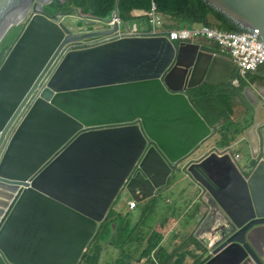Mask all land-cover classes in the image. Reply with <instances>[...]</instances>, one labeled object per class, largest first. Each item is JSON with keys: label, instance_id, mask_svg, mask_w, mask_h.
<instances>
[{"label": "water", "instance_id": "95a60500", "mask_svg": "<svg viewBox=\"0 0 264 264\" xmlns=\"http://www.w3.org/2000/svg\"><path fill=\"white\" fill-rule=\"evenodd\" d=\"M51 1L0 0V42L27 19L0 65V264H79L122 193L145 199L143 182L156 192L172 174H190L204 190L195 236L208 253L218 248L201 263L264 264V151L249 172L217 148L200 154L218 126L188 93L238 86L232 55L200 39L150 35L61 57L66 44L118 25L73 31L74 14H48ZM206 1L264 39V0ZM251 91L241 92L247 115ZM215 160L228 182L203 171Z\"/></svg>", "mask_w": 264, "mask_h": 264}, {"label": "trees", "instance_id": "16d2710c", "mask_svg": "<svg viewBox=\"0 0 264 264\" xmlns=\"http://www.w3.org/2000/svg\"><path fill=\"white\" fill-rule=\"evenodd\" d=\"M153 4L157 6L162 18L164 17L165 22L162 23V27L167 30L182 25L199 24H207L221 30L229 31H247L251 29L206 0H52L51 3L45 5V11L50 15L71 13L78 16H85L87 19L96 18L99 20H109L116 14L123 21L128 22L136 18V12L149 11ZM23 28L24 23L11 27L1 40L0 65L9 51L10 46L16 37L20 35ZM16 29H19V32L13 36V32ZM256 72L257 77L264 79V65L260 66ZM252 74L254 73L248 72L242 75L238 72L236 76V79L239 81L238 86L233 85L231 87L230 84H224L226 88L219 89V87L210 84H202L188 91L189 97L193 100V105L198 113L210 126H220L223 124L220 130L226 137L229 136L228 132L230 131V124L227 123L232 120L234 115L233 96L244 91V88L250 82L248 79ZM247 77L249 78L247 79ZM118 200H115L108 211L106 219L100 223L98 235L90 243L88 252L85 254L82 263L79 264H101V261H103V258L101 260V255H103L105 245L110 244V246H113L116 233L111 235L112 241L108 242L105 236L107 225L114 223L117 225V222L128 215H122L114 208ZM150 209H152L151 206H146L140 217L139 224L144 222L143 218ZM127 235L123 246L127 243H133L131 232ZM148 249L143 250L138 264H147L148 261L145 260L144 256L151 254V252L156 250V247L148 246ZM187 249L188 245L183 244L175 248L172 254L165 255V253L156 252L154 259L151 260V264H187L184 262L187 256ZM124 252L121 253L120 257L113 259L110 264H132L131 261L125 260Z\"/></svg>", "mask_w": 264, "mask_h": 264}, {"label": "crops", "instance_id": "0c3cea01", "mask_svg": "<svg viewBox=\"0 0 264 264\" xmlns=\"http://www.w3.org/2000/svg\"><path fill=\"white\" fill-rule=\"evenodd\" d=\"M141 12H136L135 15H140ZM205 43H211L213 45L219 46L214 41L200 38ZM249 77H247L248 79ZM248 85L252 88L253 91H251V96L253 100L252 105V111L250 115H247L243 110V100H246L247 98L241 94H236L233 96V106H234V115L230 122L227 124H230V131L228 132V137L224 136L223 132L220 130L221 126H218V132L216 135L212 138V140H209L205 146L203 147V151L200 152V154H205L208 152V150L212 148H217L218 152L221 154H229L231 159L233 160L234 164L238 167V169H241L244 172H249V170L255 166V162L262 158V153L264 151V101H263V95H264V79L262 77H257V72H254L252 76L248 79ZM217 87V86H215ZM244 115V116H243ZM242 144H245L244 151H238L240 146ZM207 149V150H206ZM224 163H221L220 167H217L215 163H212L203 169L205 174L208 177H215L218 178L220 183H223L227 180L228 176L222 174L224 172V169L222 168ZM188 174H184L179 181L169 183L168 177L166 178V183L161 186L160 188H156V192L154 191V188L152 184L148 182H143V194H148L150 197H147L145 199H141L142 197L140 195L131 197L127 193H122L120 197L118 198L117 204L114 206L116 209V206L121 201V197L123 195H128L130 198L127 200V205L129 207L128 202L131 199L137 200V207L135 209H129L131 210H138L135 218L133 219L132 226L136 227L140 221V217L143 214L146 206H151L152 209L150 211L153 213V210L155 207L156 212H161L164 208H166L168 205L172 207L175 211V213H178L177 206L179 205L184 212H188L187 209L189 206H191L192 202L195 200L196 205L191 210V213L194 218L191 219H185L184 223L181 224L180 216L178 213V217L174 213H169L166 220L156 225V227H151L149 233L144 236L139 242L138 247L134 246L133 253L136 254V258L134 260H140L141 257L137 254L141 253L143 251L144 243L145 245H148L150 242H155L157 244V247L159 249V252L163 248L168 247V249H172V251H168V254H172L175 251L174 246L178 244V247L187 244V256L184 260L187 264H199L200 261H204L209 254H212L213 252L206 251L203 247L199 248L197 245L198 238H195V230L196 227L199 228L200 221L203 218V215L205 213L206 207L203 202L200 201V193L204 192V190H201L197 184L191 179V175L187 177ZM185 177H187V185H193L194 182V190H191L193 194H196L195 198L191 201H187L185 199V196L190 192L188 186L183 188L182 190H179V194L183 192L182 195L179 197V203L178 205L175 204V202H170V197H172L173 192V186L174 184L180 182ZM228 182V180H227ZM262 183V182H260ZM166 185V187H165ZM162 191L160 190L161 188ZM193 187V186H192ZM187 188V189H186ZM153 191L155 194H153ZM159 193L161 194H168L166 198V203L159 200ZM259 193L264 195V187L259 189ZM192 194V195H193ZM136 195V193H135ZM157 196V197H156ZM156 197V198H154ZM162 199V197H161ZM173 199V197H172ZM175 201V200H174ZM197 208V211L194 210ZM162 225V226H160ZM178 225L181 227V230H183V233H179V235L172 236L168 232L170 230H173V228H176ZM156 235V236H155ZM163 245V247H162ZM170 246V247H169ZM258 249L263 254L262 261L264 263V242H260L258 244ZM112 251H118V248L113 245L111 246ZM166 255V254H165ZM105 258V257H104ZM105 261V260H104ZM102 264V263H101ZM253 264V263H251Z\"/></svg>", "mask_w": 264, "mask_h": 264}, {"label": "built area", "instance_id": "2783aa9c", "mask_svg": "<svg viewBox=\"0 0 264 264\" xmlns=\"http://www.w3.org/2000/svg\"><path fill=\"white\" fill-rule=\"evenodd\" d=\"M141 19H146L152 27L149 29H137L130 27L127 22L123 21L118 15L114 14L109 20L93 19V23L99 22L95 29L111 30L117 24L118 28L109 35H105L102 40L90 44H66L63 48L61 57L66 53L79 50L82 47H90L98 45L110 40L120 39L123 37L150 36V35H166L170 41H188L205 38L214 41L219 45L221 50L227 51L232 55L233 62L238 68V72L242 75L248 72H256L260 66L264 65V39L260 35L258 28H251L247 31H229L221 30L207 24L199 25H182L177 28L167 30L162 27L165 22L157 6L153 4L149 11L135 15ZM91 23V24H93ZM43 87L41 86V90ZM264 101V96H263ZM129 207L134 209L137 207V200L131 199Z\"/></svg>", "mask_w": 264, "mask_h": 264}, {"label": "rangeland", "instance_id": "374dc122", "mask_svg": "<svg viewBox=\"0 0 264 264\" xmlns=\"http://www.w3.org/2000/svg\"><path fill=\"white\" fill-rule=\"evenodd\" d=\"M28 16H27V18H28ZM26 20L27 19H25L24 21L26 22ZM24 21L22 22V24L25 23ZM79 21H80L79 23L82 25H87L89 28L93 27V25H88L91 23L86 19H79ZM96 24H99V22H96ZM127 24L130 27L137 28V29H141V28L142 29H149L150 27H152L148 24L146 19H141L140 17H136V18L131 19L130 21L127 22ZM17 32H19V29H16L13 32V36L16 35ZM244 148H245V144H242L238 151H244ZM215 161H216V166L220 167L219 166L220 161H218V160H215ZM174 180H175L174 174L169 175L168 182L172 183V182H174ZM177 181H179V179L175 180V182H177ZM186 186H188V188H191V189H189L190 192L185 196V199L189 202L195 198L196 194H193L191 192V190H194V188H195L194 182H193V185H187V177H185L180 182L174 184L173 192H172L173 199H172V197L168 196L167 193L164 195L162 193L161 194L159 193L158 199L163 201L164 203H166V198L170 197V202H173V203L175 202V204L178 205L179 197H180V195L183 194V192L180 193L179 197H178V192H179V190H182ZM165 187H166V185H165ZM162 189H164V188L162 187L160 190L162 191ZM156 197H154V198H156ZM161 197H162V199H161ZM121 198H122L121 201L116 206V210L118 212H120L122 215H126V214H128V215L124 216L122 220L117 222V225H116V223L108 224L107 228H106V234H105L107 241L111 242L112 241L111 235L113 233H116V239L113 242L114 243L113 245H115L118 248V251H115V250L112 251L110 244H106L104 251H103V255H101V260L103 258V261L100 260L102 264H110L113 259L120 257L121 253L124 252V249H125V252H124L125 260L131 261L132 264H138L139 260H134V258H136V254L132 252L133 251L132 247L133 246H134V248L138 247V245H139L138 242L144 236H146L149 233L150 226L156 227V225L161 223L162 220L165 221L169 213H174L177 217H178V213H179V215H181L179 217L181 224L184 223L185 219H191V218L195 217V215L193 216V214L191 213V210L196 205L195 204L196 201L194 200L192 202L191 206H189L187 209V211L190 212L188 214H187V212H184V210H182L179 205L177 206L178 213H175L174 209L172 207H170L169 205L159 213L156 212L157 207H155L153 210V213L151 211H148L146 213L145 217L143 218L144 222L142 224L138 223V225L136 227H133L132 222H133V219L135 218L138 210L136 209L133 211V210L129 209L128 206H126L127 200L130 198L128 195L127 196L123 195ZM195 211H197V208L194 210V213H195ZM160 226H162V225H160ZM179 226L180 225H178L176 228H173V230H170L168 233L172 236L179 235V233H183V230H181V227H179ZM115 227H116V230H115ZM130 232L132 235L131 239L133 240V243H127L125 246H123V244H125V242H124L125 239H127V236H128L127 234H130ZM148 246L155 248V247H157V244H155V242H150L148 245H145V243H144L143 250H149ZM162 247H163V245H162ZM176 247H178V244L174 246V248H176ZM168 251H172V249H168V247H166V248H163L161 250L162 254L165 253L166 255L168 254ZM142 252L137 254V255L141 257ZM156 252H159L158 248H156L155 251L151 252V254H149V255L146 254L144 256L145 260L148 261L147 264H151V260L154 259Z\"/></svg>", "mask_w": 264, "mask_h": 264}, {"label": "flooded vegetation", "instance_id": "af4514ba", "mask_svg": "<svg viewBox=\"0 0 264 264\" xmlns=\"http://www.w3.org/2000/svg\"><path fill=\"white\" fill-rule=\"evenodd\" d=\"M58 14L61 15L60 13H58ZM72 17L76 18L75 22L72 23V26H71L73 31L86 32L87 30H95V26L98 25L96 23L88 24V25H93V27L89 28L87 25H82V24L79 23L80 22L79 19H82V18H80L78 15L75 14V15H72ZM58 18L59 19L60 18L63 19L62 16H57V19ZM63 20H65V19H63ZM104 37H105V35H100V36H97V37H91V38H88V39L80 40V41H77V42H71V43L83 44V45L84 44H90V43H94V42H97L99 40H102ZM82 48H84V47H82ZM189 176H190V174H188V177ZM190 178L193 179L192 176ZM204 238H209V237L204 236ZM208 243H209V245L214 246L215 241L211 239V240L208 241ZM217 248L218 247H215V249L212 252H214Z\"/></svg>", "mask_w": 264, "mask_h": 264}, {"label": "clouds", "instance_id": "9594fccd", "mask_svg": "<svg viewBox=\"0 0 264 264\" xmlns=\"http://www.w3.org/2000/svg\"><path fill=\"white\" fill-rule=\"evenodd\" d=\"M86 20H89V21H90L91 18H88V19L86 18ZM175 28H177V27H175ZM178 42H181V41H178ZM263 96H264V95H263ZM203 221H204V219H202V220L200 221V225H199V227L201 226V224L203 223ZM195 238H198V237L195 236ZM198 243H199L200 245H199ZM197 245H198L199 248L204 247V245L202 244L200 238H198ZM176 248H177V247H176ZM80 263H82V262H80ZM201 264H203V263H201Z\"/></svg>", "mask_w": 264, "mask_h": 264}]
</instances>
